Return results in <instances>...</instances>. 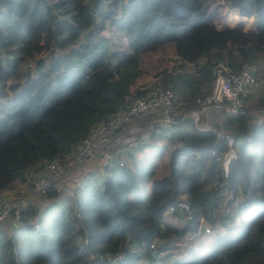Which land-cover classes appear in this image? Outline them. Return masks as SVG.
Wrapping results in <instances>:
<instances>
[{"label": "trees", "instance_id": "obj_1", "mask_svg": "<svg viewBox=\"0 0 264 264\" xmlns=\"http://www.w3.org/2000/svg\"><path fill=\"white\" fill-rule=\"evenodd\" d=\"M211 1L0 0V192L49 162H66L136 97L169 88L188 111L210 94L219 62L233 71L245 62L258 67V89L239 113L209 129L179 114L180 130L140 136L139 159L98 170L85 193L58 197L50 187L42 197L48 217L47 207L40 214L30 205L24 227H0V264H168L170 253L158 255V245L198 224L196 217L182 229L165 224L164 210L181 195L209 224L240 218L234 231L175 264H264V0H222L240 15L254 13L248 28L213 23ZM114 27L127 48L111 47L103 33ZM218 131L233 138L227 174L214 160L228 147ZM228 189L238 202L222 214Z\"/></svg>", "mask_w": 264, "mask_h": 264}, {"label": "built area", "instance_id": "obj_2", "mask_svg": "<svg viewBox=\"0 0 264 264\" xmlns=\"http://www.w3.org/2000/svg\"><path fill=\"white\" fill-rule=\"evenodd\" d=\"M257 74L258 67L252 62L243 63L237 71L219 62L213 68L214 84L210 94L202 100L199 99L197 107L188 111L180 107L178 94L169 88L156 89L145 97L132 99L127 108L113 113L104 123L97 124L77 145L75 152L66 162H49L43 171L30 175L23 182V193L20 196L10 197L6 193L7 190L1 191L0 223L7 219L14 229L24 227L26 224L20 219L22 212L26 207L36 205L38 213H43L49 205V200L42 197L50 187L57 192L58 197L73 195L79 187L84 188L98 170L115 167L122 164L128 156L136 155L140 136H148L152 131L161 128L180 130L181 125L176 117L179 114L181 117H188L195 128L209 129L224 117L239 113L251 86L256 83ZM146 116H150V122L146 126L128 127L132 121ZM155 123L158 127H155ZM220 138L226 139L228 147L223 153L216 154L214 160L222 172L227 174L229 162L236 155L232 147L233 138L218 131L217 140ZM88 165H91L90 169H87ZM65 178H70L75 185L65 183ZM31 197H37L39 200L30 199ZM227 202L232 205L238 202V198L234 197L230 189L226 190L223 206ZM163 217L170 221L171 227L175 229H182L186 223L197 218L198 224L194 229L187 228L180 236L166 239L164 245H158L155 239L149 244L151 249L158 245L155 250L158 255L174 253L179 261L189 260L196 250L209 247L220 235L234 231L240 218L238 213L233 222L224 225L216 222L209 224L202 213L193 214L184 195L168 205ZM31 223L39 227L40 219L36 217Z\"/></svg>", "mask_w": 264, "mask_h": 264}, {"label": "rangeland", "instance_id": "obj_3", "mask_svg": "<svg viewBox=\"0 0 264 264\" xmlns=\"http://www.w3.org/2000/svg\"><path fill=\"white\" fill-rule=\"evenodd\" d=\"M211 8V9H210ZM207 15L208 16H216L217 18L213 19V23H216L218 22L219 25L221 26H245L246 28H248L250 25L251 27L253 26V15L254 13L252 12L250 15L252 16H249V18L251 19H242L240 18V12L239 10H234V9H229L228 7H226L224 4H223V1L222 0H212L211 2H209L208 6H207ZM241 21H245V22H241ZM105 36H109L110 37V45L112 48H115V46H119V47H122V48H127L128 46V42L126 41L125 37L123 38L122 34H121V31L118 30L117 28H113V29H110L108 32H104L103 33ZM103 35V36H104ZM256 85H252L251 86V90L253 91L254 88H255ZM256 89H258V85L256 86ZM137 122L136 120L135 121H132L128 127H131V126H134L136 125ZM136 155H138L136 153ZM31 176L34 175V174H30ZM29 175V176H30ZM100 175V173H99ZM25 181V180H24ZM23 181V182H24ZM23 182H19V181H15L13 184H12V187L10 189H7L6 193L8 196L10 197H18L21 195V193H23ZM215 181H209V183L207 184V187H215ZM85 188L83 189V193H85ZM29 196V194L26 196V199L27 197ZM8 197V198H10ZM30 199H33V200H39L37 197L36 198H30ZM225 200V198L223 199ZM224 204V201L222 202V205L218 207V209L216 211L220 212V213H226L228 211V207H230L227 202V204H225V206H223ZM232 209V207H231ZM51 213V208L48 206L47 207V211L45 213L42 214V218H46L48 217V215ZM0 227H4L6 229H11L12 228V225L10 223V221H8L7 219L0 223ZM192 258V256L189 257V260ZM188 261V260H187ZM185 262V261H183ZM168 264H174L173 262L171 263H168Z\"/></svg>", "mask_w": 264, "mask_h": 264}, {"label": "crops", "instance_id": "obj_4", "mask_svg": "<svg viewBox=\"0 0 264 264\" xmlns=\"http://www.w3.org/2000/svg\"><path fill=\"white\" fill-rule=\"evenodd\" d=\"M235 10H237V8H235ZM251 14V11L249 12V14L248 15H242V18L243 19H251V18H249V16H252V15H250ZM254 16V15H253ZM254 18V17H253ZM188 124V123H187ZM137 125V124H136ZM189 125H192L191 123H189ZM136 156V155H135ZM134 156V157H135ZM137 157H138V159H139V154L137 155ZM128 158H130V157H127V159ZM177 219V218H176ZM175 219V220H176ZM163 220H164V222H165V224H167V225H169V226H171V224H170V221H168V220H166V219H164V217H163ZM175 222H177V221H175ZM201 249H203V248H200V249H198L199 251L201 250ZM195 253H197V250L195 251ZM168 258L169 259H167L169 262H167V263H171V262H173L174 264H175V261H173V259H175L176 257H175V255H174V253H170V256H168Z\"/></svg>", "mask_w": 264, "mask_h": 264}, {"label": "clouds", "instance_id": "obj_5", "mask_svg": "<svg viewBox=\"0 0 264 264\" xmlns=\"http://www.w3.org/2000/svg\"><path fill=\"white\" fill-rule=\"evenodd\" d=\"M210 247V246H209ZM209 247H204L203 249H205V248H209ZM202 250V249H201ZM200 250V251H201ZM199 252V250L197 251V253ZM196 253H194L193 255H195ZM193 255H192V257H193Z\"/></svg>", "mask_w": 264, "mask_h": 264}]
</instances>
